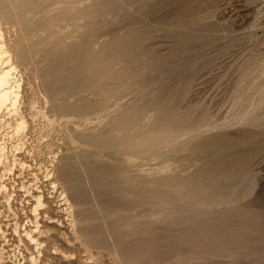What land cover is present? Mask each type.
Listing matches in <instances>:
<instances>
[{
	"label": "bare ground",
	"instance_id": "6f19581e",
	"mask_svg": "<svg viewBox=\"0 0 264 264\" xmlns=\"http://www.w3.org/2000/svg\"><path fill=\"white\" fill-rule=\"evenodd\" d=\"M186 1L174 0L176 26L173 35L178 44V54L166 56V54H158L149 47V26L145 24L135 27L137 24L132 23L137 15V9L147 10L151 6L158 7L160 0H0V123L6 113L10 114L14 118L12 127L14 136L19 141L14 149L13 159L5 171V177L9 178L5 179L0 187V190L6 193L13 191L12 195H9L10 208L11 201L17 200L18 194L15 193L22 192L21 190L16 191V185L12 184L16 176L14 171L17 167L26 168V162L18 158L24 150L25 143L22 142V137L28 128L22 108L24 82L22 68L28 67L37 57H39L38 63H45V66L40 68V89L50 105V113L59 114L62 117L85 119L91 115L102 116L109 112L110 108H117L116 115L112 117L115 122L113 129L121 135L106 138L98 134L91 141L81 134L82 142L99 149L111 150L112 148L124 155L129 153L144 159L156 155L170 156L179 161L190 159L191 167H194L190 175L184 177L185 175L181 174L185 172H181L169 178H162L158 183L164 192L169 188L173 190L172 187L176 186L180 188L179 193L188 192L178 197L181 202L177 205L179 215L184 212L196 220L201 216L202 210L212 214L225 213L236 210L246 201H258L264 198V132L247 129L248 131L243 132L242 130L236 137L220 133L209 134L216 129L213 119L216 117L215 108L218 104L217 101L215 102L216 97L211 93L212 90L206 89L205 85L207 79L217 69L223 68L222 64L229 61L231 57L238 56V54H228V51L233 45L236 44L233 47L238 46L237 43L241 40L238 32L241 30L236 32L232 28L209 24L213 13L209 11L212 6L208 0H189V5L184 8ZM120 15L123 16L126 24L120 30H116L113 28L115 27L114 19ZM110 17H112L111 20L108 19ZM105 24L110 26L108 32L100 34L89 44L73 41L75 36L72 33L60 38L56 32V28L62 25L73 27L76 30L82 28L84 31L80 37L85 41L92 35H96ZM191 27L193 32L190 31ZM121 31L124 33L120 34ZM195 32L220 33L219 35L225 42L222 50L225 54H214V56L212 54L211 56L209 53L211 49L206 51L209 44L211 45L210 38L200 37L195 35ZM105 37H110L111 40L98 42ZM193 40L200 41L201 54H184L185 45H190ZM96 46H99L98 50ZM186 49L188 50L187 47ZM121 64H123V69L118 71L117 68ZM187 64H189L188 67ZM172 65L177 68L178 72L177 92L173 98H165L161 95V87L151 80V76L164 72ZM257 65L258 62L252 59L245 65L244 70L253 72ZM139 86H143L147 91L152 90L150 97H147L149 100H144L143 96L142 100L134 103L118 104ZM88 94L99 96L100 100L92 104L85 98ZM151 110L154 112L152 123L144 126L143 122L147 120ZM258 122L259 120L255 119L253 125L259 126ZM4 150L5 147L2 148V151ZM123 161L124 164L100 165L97 162L92 164L83 161L78 157L76 160L75 156H70L63 160V168L58 172L57 177L53 172L54 169H46V181L50 182L54 190L58 189L59 182L68 186V189L65 188L60 194L61 202H64L63 205H67V210H70L72 234L90 250L102 249L104 234L116 232L119 237L118 240L115 238L117 243L123 242L126 234H130L131 222L120 215L126 212V207L117 209L116 206L106 213H101L102 211L99 210L101 214L91 217L86 216L85 212L88 207H85L80 198L78 199L85 181L91 182L88 187L94 190L100 186H106L107 179L117 180L116 183L112 182L110 189L114 190L118 184L124 185L129 174L126 175L123 171L129 159ZM35 177V184L29 187L22 184L26 198H30L29 203L32 202L34 205L32 209L34 220L28 222L32 228L25 226L22 229V226L17 225L15 233L30 256L29 263L42 264V259L45 257L44 252L49 250V244L42 241L44 232L40 224V210H43V215L50 225L62 223L59 218L51 216L49 201L45 197L41 181L37 176ZM68 190L72 192V196L68 194ZM128 195L129 193L126 192V196ZM111 221L116 224L115 227ZM259 221L264 228V219L256 216L252 223L249 216H245L238 225L241 227H237L235 231L242 233L241 231L244 232L250 226L256 227ZM99 222L103 223L104 228H108L109 231L106 229L102 232L95 228ZM108 222L110 226L105 224ZM174 223L183 225L184 222L178 220ZM1 228L0 226L1 234L5 236ZM222 228L227 234L233 232L230 225L226 224ZM248 233L243 236L237 233L238 236L230 238V242H235V246L242 248L244 245L256 244L264 240L251 234L249 236ZM178 241L181 244L204 245L205 243H216L218 239L203 241L197 237H179ZM143 243L139 244L134 254L126 259L127 264H138L153 256L155 253L153 246L149 242ZM107 249L119 254L116 246H109ZM62 254L65 255L64 252ZM194 256H188L184 260H193ZM48 257L46 256L45 261Z\"/></svg>",
	"mask_w": 264,
	"mask_h": 264
},
{
	"label": "rangeland",
	"instance_id": "374dc122",
	"mask_svg": "<svg viewBox=\"0 0 264 264\" xmlns=\"http://www.w3.org/2000/svg\"><path fill=\"white\" fill-rule=\"evenodd\" d=\"M208 1L212 6L209 11L213 13L212 18L209 20V24L216 27L232 28L236 32L241 30L238 32V35L241 37V40L237 43L238 46L233 47L236 45L235 44L232 46L233 48L231 47L228 51V54H238V56L231 57L229 61L222 64L224 65L222 66L224 69H217L213 73V77L210 76L207 79L205 85L206 89L212 90L211 93L216 97L215 102L217 101L216 103L218 104L215 108L216 117L213 119L216 124V129L209 134L220 133L231 136L235 135L234 137H236L242 130L243 132L248 130L264 132V0ZM188 5L189 0L184 3V8ZM175 12L176 5L174 0H160L158 7L151 6L147 8V10L142 8L137 9V15L133 19V25L137 24L135 27L145 24L149 26L150 38L148 45L160 55L166 54L167 56L178 54V44L173 35V30H175L176 26ZM108 19L111 20L112 17ZM114 24L115 27L113 28L120 30L125 26L126 22L123 16L120 15L114 19ZM109 27V25L105 24L96 35H92L90 38L91 40L86 39L85 41L80 37V34L84 31L82 28H77L76 30L73 27L62 25L56 28V32L58 33L57 36L60 38L72 33L75 36L72 39L73 41L89 44L90 41L92 42L94 39H97V36L100 34L108 32ZM188 29L189 26L186 27L187 31ZM190 31L193 32L192 27ZM244 31H249V34ZM123 33L124 31H121L120 34ZM216 33H194L200 37L210 38L211 45L209 44L210 47L208 46L206 51L211 49L212 51H209L211 56L212 54L213 56L214 54H225V52L222 51L225 42L222 40V36L219 35L220 33ZM110 40V37H105L98 42H109ZM201 41H203V39ZM195 45L197 47H195ZM199 45H201L200 41L195 40H193L190 45L186 44L184 47L185 49H183L185 51L184 54H201ZM191 46L197 50L190 48ZM96 48L98 50L99 46H96ZM209 53L205 52V54ZM256 55L259 58H257ZM38 58L39 57L35 58L28 67L22 68V74L24 76L22 108L25 112L28 128L22 137V142L25 143V147L18 155V158L26 162V168L21 169L17 167L14 171L16 176L13 178L15 181H12V184L14 186L16 185V191L21 190L22 192L15 193L18 194V197L16 198L17 200L11 201V208L8 201L9 195H12L13 191L10 190L6 193L0 190V226L5 233V236H3L0 231V264H30V256L19 242L15 230L17 225L22 226V229L25 226L32 228V225L28 222L34 220L32 214L34 205L32 202L29 203L30 198H26L27 195L22 189V184H25L26 187L35 184V176L41 181L45 197L49 201L51 216L53 218H59L62 223L50 225L43 215V210H40V224L44 232L42 241L49 244V250L44 252L45 257L42 259V264H46L47 262L49 264H127L126 259L134 254L135 249L138 248L137 246L142 242H144L143 244L149 242V244L153 246L155 253L153 256L146 258L144 262L138 264H264V240L256 244L250 243L249 245H244L246 246L245 248H243L244 246L238 248L235 246V242H230V238H236V236H238L237 233L243 236V234H247L248 232H250L248 233L249 236L251 234L254 237L264 239V228L261 226L262 223L260 221L257 223L256 227L250 226L245 229L244 232L241 231L242 233L238 230L235 231L237 227H241L238 225L245 216H249L252 223H254V217L256 218V216L262 220L264 219V198H260L258 201H246L241 204L240 207L236 208V210H230L225 213L212 214L202 210L201 216L196 220H193L189 214H184V212L182 215H179L177 213V205L181 202L178 200V197L181 194L184 195V193L186 195L188 192L184 191V193H179L180 191L178 190L180 188L177 186L172 187L173 190L169 188L164 192L158 183H160V179L169 178L177 173L185 172V174H181L182 176L185 175L184 177L190 175L194 169V167H191L192 163L190 159L186 158V161H179L173 157L170 158V156H160V158L159 155L144 159L129 153L124 155L112 148H110L111 150L99 149L88 143L82 142L83 140L80 137L81 134L87 136V139L91 141L94 140L98 134L106 138L121 135L120 132L114 131L113 129L115 122L112 120V117L116 115L117 108H110L109 112L102 116L97 117L96 115H91L85 119L62 117L59 114L54 115L50 113V105L47 103L40 89V68L45 66V63H38ZM252 59L258 62V69L255 68L253 72L245 71V65ZM241 62H244L243 65ZM192 63H194V61ZM188 65L189 64H187V67ZM261 67L262 69H260ZM120 69H123V64L118 66L117 70L120 71ZM166 69L164 72L151 76V80L161 87L160 92L162 97L173 98L177 92L176 77L178 72L174 65ZM226 72L228 73L226 74ZM241 72L243 74H241ZM142 87L143 86L134 88L129 94L130 97H126L124 100L118 102V104L134 103L142 100L143 96L144 100H149V94L152 90L147 91V89L144 87L143 89ZM85 98L92 104H96L100 100L99 96L96 97L89 94L86 95ZM153 115L154 112L151 110L147 120L143 122L144 126H148L152 123ZM247 118L251 122H249ZM255 119L259 120V126L253 125ZM13 121L14 118L6 113L0 123V187L3 181L9 178L5 177V171L9 167L8 164L11 163L13 159L15 147L19 144V141L14 136L12 128L14 125ZM4 147L5 150L2 151ZM70 156H75L76 160L78 157L81 160L83 159V161L92 164L97 162V164L100 165L124 164L123 160L129 159V163L124 167L123 171L124 174H129L124 185L118 184L114 190L110 189L115 180L112 179L110 181V179H107L106 182L108 184H106V186L103 185L94 190L88 187L91 185V182L85 181L82 185V193L78 196V199L80 198V201L85 204V207H88L85 212L86 216H98L101 213L112 210L113 207L116 208V206L117 209L126 207V212L120 213V215H123L127 221L131 222V227L129 228L130 234H126L123 242L117 243L115 238L118 240V234H116V232H110L104 234V242L101 244L102 249L90 250L72 234L69 217L70 210H67L68 206L63 205L64 202H61L60 199V194L65 188L68 189V186L59 182L58 189L54 190L50 182H47L45 178L47 168L49 170L54 169L53 172H55L57 177L59 174L58 172L63 168V160L65 157L67 158ZM111 156L114 157L112 158ZM116 182L117 180L115 183ZM118 189H120V191ZM126 192L129 193L128 196H126ZM71 193L72 192L68 190L70 196H72ZM89 207L91 209H89ZM99 210L102 212L100 213ZM205 214L210 215L207 216ZM178 220L184 222L182 223L183 225H176L174 223ZM112 223L113 221H111V224ZM105 224L110 226V222ZM226 224L234 229H232V233L230 232V234H227L223 231L222 226ZM112 225L115 227L116 224L113 223ZM104 226L103 223L99 222L96 224L95 228H98L102 232H105L106 229L109 231V229L104 228ZM179 237H197L203 241H210L216 238L218 242L205 243L204 245H194L192 243L181 244L178 241ZM223 239L224 241L222 242ZM56 243L57 245H55ZM109 246H116L119 254L112 253L111 250H108L107 248H109ZM127 249L130 250L128 251ZM62 252H64L66 256L62 254ZM193 255H195V259L184 260V258L188 256L192 257ZM46 256L49 257L45 261Z\"/></svg>",
	"mask_w": 264,
	"mask_h": 264
}]
</instances>
